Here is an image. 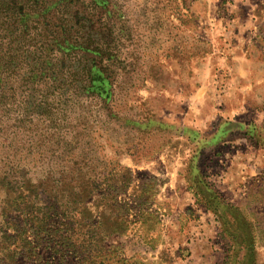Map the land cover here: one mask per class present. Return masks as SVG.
<instances>
[{"label":"rangeland","instance_id":"374dc122","mask_svg":"<svg viewBox=\"0 0 264 264\" xmlns=\"http://www.w3.org/2000/svg\"><path fill=\"white\" fill-rule=\"evenodd\" d=\"M104 8L74 0L46 16L69 27L72 42L102 46V57L52 51L62 36L33 15L23 55L51 58L60 86L14 83L24 99L15 108L41 102L44 123L60 119V146L32 148L31 171L87 170L96 182L92 226L72 220L64 231L53 218L60 229L31 236L29 248L13 231L4 236L0 217V264H264V0H108ZM75 15L85 25H73ZM93 59L110 76L108 103L62 83ZM38 151L54 152L60 165L37 162Z\"/></svg>","mask_w":264,"mask_h":264},{"label":"trees","instance_id":"16d2710c","mask_svg":"<svg viewBox=\"0 0 264 264\" xmlns=\"http://www.w3.org/2000/svg\"><path fill=\"white\" fill-rule=\"evenodd\" d=\"M73 1L0 0V29L5 33L0 35V217H3L6 223L2 229L6 238L14 237L11 231L17 233V236H23L18 244L19 247L28 245L31 248L36 245L37 240H31V236L36 237L39 232L58 231L60 227L52 225L53 218L59 223V219H63L66 226L64 231L73 229V226L69 225L72 220L74 223L78 222L81 227L92 226V222L88 221H91L90 202L96 190V182L87 170L84 172L82 168L72 166L69 169L71 175L63 176L60 168H46L42 170V175L37 177L29 167V159L33 158L32 148L48 147L51 149L53 146H60V119L55 117L44 123L45 115L42 110L45 107L41 106V102L37 104L27 102L25 106L19 107L22 109L15 108L16 101L19 100L20 104L24 100L22 93L15 91L16 81L21 83V87L24 85L25 87L39 86L49 80L56 86H60V76L53 70L55 63L51 58L36 56L37 50L35 53L31 50L32 57L23 55V51H29V46L32 45L28 41V32L29 21L33 15L37 14L35 16L39 19L45 18L43 21L46 26L45 30L52 25L51 28H55L53 32L62 36V40L51 48L52 51L67 54L79 49V52H91L98 57L105 54L104 48L99 45L92 46V41H88V37H85L81 43L72 42L68 36L70 28L66 27L63 22L55 24L53 21H46L50 9L60 6L68 7ZM107 2L108 0H94V4L103 9ZM82 19L83 17L75 15L73 25L76 27L85 25L84 21L81 22ZM14 25L15 27L11 28ZM14 33H17L15 40L13 39ZM14 42L16 43L13 45ZM17 50L22 52L16 55ZM64 64L61 63V66L64 67ZM83 70H85L83 75H77L75 79H62L64 80L62 83H78L79 95H97L104 103H108L111 99L109 87L112 83L105 68L93 59V62L86 65ZM78 85L72 88L74 89L72 93H76ZM56 86H54L55 89ZM69 89L64 92L66 93ZM34 117L37 119L34 120ZM16 130L21 133V136H12ZM31 130L35 131L36 136L30 138L28 133ZM49 131H51L50 134ZM69 132V129H65L63 143L67 148L70 147L67 150L69 162L77 165L78 160L75 159L78 156L75 157L73 152L74 139L66 138ZM53 153L48 155L38 151L36 161L60 165V156H55ZM107 201L105 205L108 206ZM103 217L105 223L104 214ZM116 222L121 225L117 220ZM55 243L60 245V239ZM69 244L73 246L72 243ZM23 255L24 253L21 257L25 258L26 255Z\"/></svg>","mask_w":264,"mask_h":264}]
</instances>
